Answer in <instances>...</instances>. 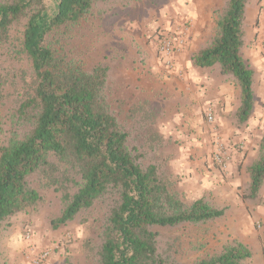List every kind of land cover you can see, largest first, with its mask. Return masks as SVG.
Segmentation results:
<instances>
[{
	"label": "trees",
	"instance_id": "1",
	"mask_svg": "<svg viewBox=\"0 0 264 264\" xmlns=\"http://www.w3.org/2000/svg\"><path fill=\"white\" fill-rule=\"evenodd\" d=\"M50 1H0V115L6 114L9 132L0 139V227L32 210L40 188L47 187L62 205L55 228L81 211L102 209L93 264H180L165 231L215 220L225 207L203 196L184 200L163 156L168 139L155 127L154 104H124L109 87L110 64L71 62L66 46L51 40L100 0ZM248 5L226 0L209 43L188 57L196 68L218 65L236 84V127L248 121L254 103L256 71L242 52ZM245 171L249 183L242 198L257 200L264 137ZM252 255L247 244L231 239L190 264H250ZM51 261L53 255L44 264Z\"/></svg>",
	"mask_w": 264,
	"mask_h": 264
},
{
	"label": "rangeland",
	"instance_id": "2",
	"mask_svg": "<svg viewBox=\"0 0 264 264\" xmlns=\"http://www.w3.org/2000/svg\"><path fill=\"white\" fill-rule=\"evenodd\" d=\"M225 1L100 0L80 22L69 26L63 32L54 33L51 40L57 39L56 45L66 46L65 50L71 62L82 64L85 67L95 63L110 64L109 87L113 96L123 100L124 104L128 105L141 100L154 104L156 106L155 127L168 139L163 148V156L167 161L168 170L177 181V187L184 200L191 202L203 196L215 207H225L226 213L233 201L227 199L223 186L215 189L211 186L201 188L198 185L202 177L197 179H194L192 175L185 177L177 171L174 160L175 142L171 137L163 134L159 128L164 119L163 112L167 104H164L161 92L153 91L152 84L160 81L154 79L148 69L152 57H156V54L158 56L157 43L154 42L155 39L150 40L153 30L160 37L180 34L184 38H187L185 31H194L196 34L193 45L187 46L186 49L182 48L185 50V56L189 57L191 52L209 43L214 34L215 20L224 7ZM45 3L51 5L50 0H45ZM248 6L250 12L247 14V21L254 9L257 10L258 16L260 12H263L264 0H249ZM168 19H170L169 22ZM174 21L182 22L183 32H177V30L172 32L163 28ZM154 44L155 55L152 47ZM218 71V65L210 68L211 74L217 80L221 79ZM221 76L224 82L234 84L238 91L231 79L222 74ZM238 98L239 95L237 98L235 95V101ZM228 120L231 125H236L234 115H230ZM7 129L6 114L3 112L0 115L1 140L7 139L9 135ZM256 155L257 148L255 153L240 159L242 160L240 164L242 171H238L240 185L236 188L239 196H242V192L249 183L245 171L246 166L255 159ZM213 164L217 166L214 162ZM40 193L41 199L32 210L15 215L0 227V264H27L24 259L26 242L23 237L26 226L32 231V244L35 250L39 251L43 247L57 245L58 248L55 250L53 248L50 254L53 255V261L49 264H93L90 257L94 252L92 249L98 244L101 228L98 231L97 218L102 209L81 211L74 219L55 228L52 226V220L60 215L62 208L60 198L53 189L47 187L40 188ZM236 204L243 214L242 217L234 218L230 227L228 223L221 222L224 220L223 215L204 224H185L165 231V234L175 241L176 259L180 264H190L199 258L216 254L231 239L242 242L244 240L260 242V233L249 235L245 229H249L246 228L249 226L252 230L258 231L264 225L262 216H260L264 215L261 212L264 211L263 187L257 200L239 198ZM258 210L261 211L258 212ZM87 252H89V259L86 256ZM253 260L250 264H253Z\"/></svg>",
	"mask_w": 264,
	"mask_h": 264
},
{
	"label": "crops",
	"instance_id": "3",
	"mask_svg": "<svg viewBox=\"0 0 264 264\" xmlns=\"http://www.w3.org/2000/svg\"><path fill=\"white\" fill-rule=\"evenodd\" d=\"M248 8L249 6L246 9L248 32H246L242 52L254 67L256 76L253 82L252 112L244 125L236 127V125H231L228 120L230 115H234L239 105V98L235 101L238 91L234 84L224 82L219 71L221 79L214 78L210 72L211 67L196 68L192 66L189 58L185 56L184 49L194 43L196 34L194 31H185L187 33L185 41L187 42L184 49L174 56L177 70H168L163 65L160 57L156 54L155 44L152 47L156 57H152L148 67L153 78L160 81L152 84L153 91L161 92V96L164 98L163 102L167 104L163 112L164 119L159 128L163 134L171 137L175 142L174 160L177 171L185 177L188 175L194 176V179L202 177V181L198 185L201 188L224 187L223 191L227 199L233 201L234 204L229 206L223 216L224 220L221 221L228 223L229 227L234 218L242 217L243 214L236 204L239 198L242 199L236 190L240 185L238 171H242L240 168L242 160L240 159L255 153L258 143L264 135V49L257 44L261 20L257 10L254 9L247 21V14L250 12ZM169 21L170 19H168ZM174 22L166 24L163 28L172 32L175 30L183 32L182 22ZM153 31L150 40L154 41L155 39L154 42L157 43L159 34L155 30ZM258 45L259 47H257ZM159 61L161 63H158ZM209 106L212 107L214 115L212 123H208L205 118V110ZM217 147L229 157L225 168H219L213 164L212 153L216 151ZM212 182L214 183L212 184ZM260 211L258 210V212ZM261 212L264 213L263 210ZM260 216L264 222V215ZM246 228H249L245 229L249 235L261 234L260 242L244 240L243 243L247 244L253 252V264H264V249L262 250V247L264 248V225L258 231L252 230L249 226Z\"/></svg>",
	"mask_w": 264,
	"mask_h": 264
},
{
	"label": "built area",
	"instance_id": "4",
	"mask_svg": "<svg viewBox=\"0 0 264 264\" xmlns=\"http://www.w3.org/2000/svg\"><path fill=\"white\" fill-rule=\"evenodd\" d=\"M259 19L261 20V28L258 35V44L264 49V9L263 12H260ZM185 46V38L182 35L177 36H162L157 39V53L160 57L163 65L168 70H177L175 68L174 56L179 53L182 48ZM205 118L208 123H212L214 121V115L212 107H207L205 110ZM229 157L228 155L219 147H217L216 151L212 153V161L219 167L225 168L228 163ZM24 240L26 242L24 259L29 264H44L46 259L52 253V250L57 245L54 244L52 246L43 247L42 249L35 250V247L32 244V231L30 228L26 227L23 233Z\"/></svg>",
	"mask_w": 264,
	"mask_h": 264
}]
</instances>
